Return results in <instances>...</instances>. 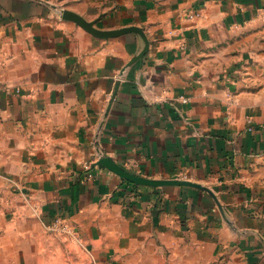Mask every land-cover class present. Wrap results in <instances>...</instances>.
<instances>
[{"label": "crops", "instance_id": "obj_1", "mask_svg": "<svg viewBox=\"0 0 264 264\" xmlns=\"http://www.w3.org/2000/svg\"><path fill=\"white\" fill-rule=\"evenodd\" d=\"M0 264H264V0H0Z\"/></svg>", "mask_w": 264, "mask_h": 264}, {"label": "water", "instance_id": "obj_2", "mask_svg": "<svg viewBox=\"0 0 264 264\" xmlns=\"http://www.w3.org/2000/svg\"><path fill=\"white\" fill-rule=\"evenodd\" d=\"M61 17L64 19L72 20L81 27H83L86 31L90 32L94 36L97 37H102V38H107V37H112V36H118L122 35L127 32H133L138 35H140L144 41V46L142 50L134 56L127 65H130L132 62H134L137 59L142 58L145 53L148 51L149 48V40L147 38V35L145 34L144 30L137 25H128V26H123L120 28H115V29H98L97 27L94 26L95 21H89L80 16L79 14L70 11L68 9H61ZM98 164L108 168L109 170L117 173L120 177L131 181L136 184H150V185H160L163 183H168L170 181H164V180H154V179H148L144 177H139L136 175H133L124 169L120 168L119 166L115 165L113 162L109 160L108 157H100L98 160Z\"/></svg>", "mask_w": 264, "mask_h": 264}, {"label": "built area", "instance_id": "obj_3", "mask_svg": "<svg viewBox=\"0 0 264 264\" xmlns=\"http://www.w3.org/2000/svg\"><path fill=\"white\" fill-rule=\"evenodd\" d=\"M195 16H199V13H189L188 17L192 18ZM88 168V166H86ZM91 173H88V176H91ZM47 228L52 231H60L65 233H72L68 226L64 223V219L61 216L55 217V219L47 225Z\"/></svg>", "mask_w": 264, "mask_h": 264}, {"label": "rangeland", "instance_id": "obj_4", "mask_svg": "<svg viewBox=\"0 0 264 264\" xmlns=\"http://www.w3.org/2000/svg\"><path fill=\"white\" fill-rule=\"evenodd\" d=\"M56 232H60V231H56ZM62 233V232H61ZM64 233V232H63Z\"/></svg>", "mask_w": 264, "mask_h": 264}, {"label": "trees", "instance_id": "obj_5", "mask_svg": "<svg viewBox=\"0 0 264 264\" xmlns=\"http://www.w3.org/2000/svg\"><path fill=\"white\" fill-rule=\"evenodd\" d=\"M124 191H126V189H124Z\"/></svg>", "mask_w": 264, "mask_h": 264}]
</instances>
